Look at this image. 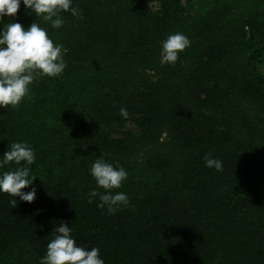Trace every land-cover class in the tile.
<instances>
[{"label":"trees","instance_id":"16d2710c","mask_svg":"<svg viewBox=\"0 0 264 264\" xmlns=\"http://www.w3.org/2000/svg\"><path fill=\"white\" fill-rule=\"evenodd\" d=\"M72 6L59 29L22 3L14 17L46 28L67 66L0 107V155L27 142L37 175L31 203L0 193V264H39L63 222L105 264H264V0ZM175 32L190 45L161 65ZM100 154L128 173L113 191L129 204L114 214L88 202ZM209 154L222 171L205 166Z\"/></svg>","mask_w":264,"mask_h":264},{"label":"clouds","instance_id":"9594fccd","mask_svg":"<svg viewBox=\"0 0 264 264\" xmlns=\"http://www.w3.org/2000/svg\"><path fill=\"white\" fill-rule=\"evenodd\" d=\"M21 3L54 29L64 24L61 12H69L72 16L79 14V9L72 6L73 0H0V107L18 105L29 94V86L36 77H58L67 66L66 49L53 41L46 28L35 20L28 26L14 20ZM5 17H9L8 22H4ZM189 45L190 41L183 33L168 34L161 41L160 64L174 65L179 53ZM119 111L123 117L128 115L126 108L121 107ZM35 160L34 149L24 141L12 142L0 155V193L13 197L10 204H17L16 197L29 203L36 198L34 181L37 175L30 168ZM204 162L206 167L222 171L220 159L209 154L204 157ZM10 163L16 166L3 170ZM89 173L96 183V188L88 193L89 203L98 197L97 207L108 214L129 204L125 192L113 191L121 188L122 181L127 178L123 166L107 162L100 154L92 162ZM26 187L29 190L23 191ZM101 188L104 191H98ZM51 232L53 237L47 243L45 254L39 258V264H105L98 247L88 248L76 242L69 223L55 225Z\"/></svg>","mask_w":264,"mask_h":264},{"label":"rangeland","instance_id":"374dc122","mask_svg":"<svg viewBox=\"0 0 264 264\" xmlns=\"http://www.w3.org/2000/svg\"><path fill=\"white\" fill-rule=\"evenodd\" d=\"M261 72H262V75L264 76V62L261 63Z\"/></svg>","mask_w":264,"mask_h":264}]
</instances>
